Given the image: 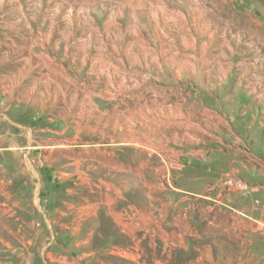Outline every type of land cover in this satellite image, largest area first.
I'll return each mask as SVG.
<instances>
[{
  "label": "rangeland",
  "instance_id": "rangeland-1",
  "mask_svg": "<svg viewBox=\"0 0 264 264\" xmlns=\"http://www.w3.org/2000/svg\"><path fill=\"white\" fill-rule=\"evenodd\" d=\"M0 264H264V0H0Z\"/></svg>",
  "mask_w": 264,
  "mask_h": 264
}]
</instances>
